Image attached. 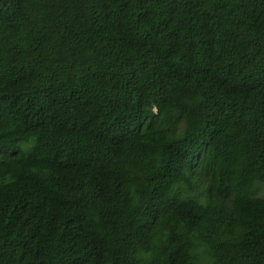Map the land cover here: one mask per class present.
<instances>
[{"label":"trees","instance_id":"1","mask_svg":"<svg viewBox=\"0 0 264 264\" xmlns=\"http://www.w3.org/2000/svg\"><path fill=\"white\" fill-rule=\"evenodd\" d=\"M0 264H264V0H0Z\"/></svg>","mask_w":264,"mask_h":264}]
</instances>
